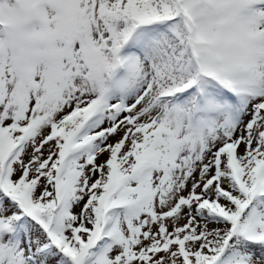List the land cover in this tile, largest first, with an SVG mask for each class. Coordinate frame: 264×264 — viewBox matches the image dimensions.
Returning a JSON list of instances; mask_svg holds the SVG:
<instances>
[{
  "label": "snow or ice",
  "instance_id": "6c2138e0",
  "mask_svg": "<svg viewBox=\"0 0 264 264\" xmlns=\"http://www.w3.org/2000/svg\"><path fill=\"white\" fill-rule=\"evenodd\" d=\"M0 264H264V0H0Z\"/></svg>",
  "mask_w": 264,
  "mask_h": 264
}]
</instances>
